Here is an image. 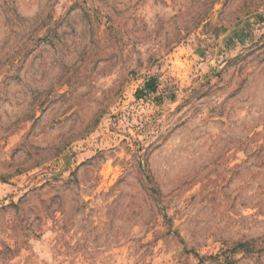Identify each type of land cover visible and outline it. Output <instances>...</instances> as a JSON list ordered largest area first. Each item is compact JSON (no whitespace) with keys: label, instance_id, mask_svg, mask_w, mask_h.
<instances>
[{"label":"rangeland","instance_id":"374dc122","mask_svg":"<svg viewBox=\"0 0 264 264\" xmlns=\"http://www.w3.org/2000/svg\"><path fill=\"white\" fill-rule=\"evenodd\" d=\"M0 264H264V0H0Z\"/></svg>","mask_w":264,"mask_h":264},{"label":"trees","instance_id":"16d2710c","mask_svg":"<svg viewBox=\"0 0 264 264\" xmlns=\"http://www.w3.org/2000/svg\"><path fill=\"white\" fill-rule=\"evenodd\" d=\"M154 78L150 79L149 82L146 83V88H149L151 90H156V87L154 86Z\"/></svg>","mask_w":264,"mask_h":264}]
</instances>
